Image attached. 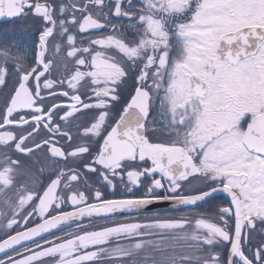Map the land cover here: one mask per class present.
<instances>
[{"label": "snow or ice", "instance_id": "1", "mask_svg": "<svg viewBox=\"0 0 264 264\" xmlns=\"http://www.w3.org/2000/svg\"><path fill=\"white\" fill-rule=\"evenodd\" d=\"M0 253L264 264V0H0Z\"/></svg>", "mask_w": 264, "mask_h": 264}, {"label": "flooded vegetation", "instance_id": "2", "mask_svg": "<svg viewBox=\"0 0 264 264\" xmlns=\"http://www.w3.org/2000/svg\"><path fill=\"white\" fill-rule=\"evenodd\" d=\"M75 227V225H72V228H74ZM58 234H60V233H58ZM3 256V254L2 253H0V257H2Z\"/></svg>", "mask_w": 264, "mask_h": 264}]
</instances>
